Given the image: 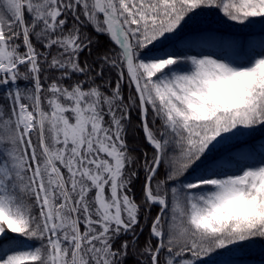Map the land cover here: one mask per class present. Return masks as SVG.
<instances>
[{"label": "snow or ice", "instance_id": "6c2138e0", "mask_svg": "<svg viewBox=\"0 0 264 264\" xmlns=\"http://www.w3.org/2000/svg\"><path fill=\"white\" fill-rule=\"evenodd\" d=\"M213 13L264 32V0H0V264H203L264 243V143L214 156L264 129V36L180 54ZM92 33L113 46L93 57ZM133 111L150 158L127 143Z\"/></svg>", "mask_w": 264, "mask_h": 264}, {"label": "trees", "instance_id": "16d2710c", "mask_svg": "<svg viewBox=\"0 0 264 264\" xmlns=\"http://www.w3.org/2000/svg\"><path fill=\"white\" fill-rule=\"evenodd\" d=\"M208 17V20L211 21L210 23L204 22L195 28L190 27L183 34L186 39H180L176 42V47L180 54L196 55L198 53L210 54L211 52H238L241 50V46L257 47L261 37L264 36L262 28L252 31H238L230 27L228 28L224 24L223 26L219 25V23L239 25L236 22L228 21L221 13H213ZM205 19L206 18H204V20ZM87 31L91 33L92 29L88 28ZM92 34L96 36L95 33ZM96 39L99 42V48L93 46V57L97 51L113 46L105 35L96 36ZM232 41H235L237 44L235 49L228 47L229 42ZM86 56L87 52L81 56V59H85ZM114 78L115 77L113 76V79ZM123 92L125 96L129 94L127 81H125L123 85ZM149 120H151V114L149 115ZM138 123V113L133 111L131 115V124L128 126L126 137L127 143L133 150L134 155H140L143 151H147L150 158L152 154L151 149L144 141L143 133L138 127ZM157 123H159V121H157ZM260 143H264V129H261L251 137L244 139L242 143L233 142L222 147L214 154V156H225L227 153H232L239 158L240 153H247L253 147L258 150ZM245 145L248 147H245ZM236 150H240V152H237ZM161 171L163 172V169H161ZM195 174L196 173H189L188 175L191 177ZM143 179L144 174L143 171H141L140 179L135 181L132 186L133 190L137 193V198H139V191ZM156 211L157 209L153 208V215ZM141 223H143V215L141 216ZM147 235L148 228L145 227L144 233L139 238L141 244L144 243ZM202 261L203 264H222L224 261H234L236 264H264V243L256 242L245 246L242 250H218L216 254L207 258H202Z\"/></svg>", "mask_w": 264, "mask_h": 264}, {"label": "rangeland", "instance_id": "374dc122", "mask_svg": "<svg viewBox=\"0 0 264 264\" xmlns=\"http://www.w3.org/2000/svg\"><path fill=\"white\" fill-rule=\"evenodd\" d=\"M208 18L209 17H206L205 22L210 23L211 21L208 20ZM223 24L225 26H227L228 28L230 27V28H233L234 30H238V31H252V30H258V29L262 28L261 25H257V24L249 26V27H242L240 25H231V24H226V23H219V25H222V26H223Z\"/></svg>", "mask_w": 264, "mask_h": 264}, {"label": "water", "instance_id": "95a60500", "mask_svg": "<svg viewBox=\"0 0 264 264\" xmlns=\"http://www.w3.org/2000/svg\"><path fill=\"white\" fill-rule=\"evenodd\" d=\"M133 90H134V86H133Z\"/></svg>", "mask_w": 264, "mask_h": 264}]
</instances>
